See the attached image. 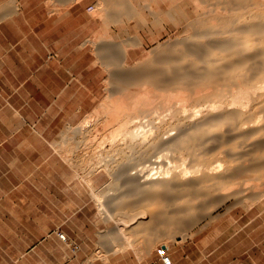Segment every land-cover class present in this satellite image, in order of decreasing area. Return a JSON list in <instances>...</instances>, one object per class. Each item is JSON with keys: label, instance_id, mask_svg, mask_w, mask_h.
<instances>
[{"label": "bare ground", "instance_id": "1", "mask_svg": "<svg viewBox=\"0 0 264 264\" xmlns=\"http://www.w3.org/2000/svg\"><path fill=\"white\" fill-rule=\"evenodd\" d=\"M6 22L21 45L72 47L103 76L107 97L59 151L115 221L116 252L150 255L235 211L236 256L263 249L264 0H44L39 13L0 0Z\"/></svg>", "mask_w": 264, "mask_h": 264}, {"label": "crops", "instance_id": "2", "mask_svg": "<svg viewBox=\"0 0 264 264\" xmlns=\"http://www.w3.org/2000/svg\"><path fill=\"white\" fill-rule=\"evenodd\" d=\"M19 26L0 25V261H19L36 249L37 227L40 235L48 233L44 224L37 225L36 196L52 195L49 185L57 178L66 182L58 194L66 218L60 227L66 235L62 253L69 264L84 260L87 247L94 250L99 239L81 238L83 229L72 218L85 201L78 187L69 186L78 179L68 167L54 177L53 164H66L59 151L66 134L98 106L100 72L93 59L72 47L57 54L30 41L21 45ZM104 245L114 249L107 240Z\"/></svg>", "mask_w": 264, "mask_h": 264}, {"label": "rangeland", "instance_id": "3", "mask_svg": "<svg viewBox=\"0 0 264 264\" xmlns=\"http://www.w3.org/2000/svg\"><path fill=\"white\" fill-rule=\"evenodd\" d=\"M5 1L7 0H4V2ZM21 2L22 4H24V8L27 11H36L39 13L44 10V0H21ZM102 71L103 69L101 68V72ZM102 77L101 99L98 104H100L104 100V98L107 97L105 89L106 86ZM93 112L94 110L90 112V114H92ZM66 168L67 165L64 163H54V177L60 175L61 173H64ZM68 169L70 170V168ZM65 183L66 182L61 179L54 178L49 185L53 192L52 195H49L47 197H43L40 195L36 196L37 225L41 223L44 224L48 231V233H46L45 235H40L38 233L39 228H36L38 244L36 249H34L25 258L19 261L5 260L4 264H67V261L63 259L62 251L64 246H62L60 238V227L62 221H64L66 218L61 208L62 197L60 196V194H58L59 188L66 186ZM69 184V186L71 187H78L80 189V193L81 195H83L85 201L84 208H82L78 213H75L76 215L72 218L73 221L78 223L81 226V229H83L84 234L81 235V238L86 243H92V241H96L99 239V242L97 243L94 250H92V246L87 247L88 250H86L84 254V260L69 261V264H165L163 259L158 254V250L165 246L164 241L159 242L150 255L138 253L137 250H133L131 247H128L125 252H116L115 249H120L122 243H116L118 245L117 247H114L113 250L105 248L104 234L116 228L115 221H108L107 223L101 220V213L99 212L94 199H92L90 192H88V190L85 188L82 181H69ZM71 198L76 199L75 195L71 196ZM71 216L72 213H70V217ZM239 219L242 220L243 223L247 219V216L243 215L242 213H238V211H235L233 212V215H224L217 221L211 222L208 225H206L207 221H203L199 226L193 229L194 232H197L195 238H187L181 243L170 241L168 254L170 255L173 263L258 264L259 261L264 260V247L263 249L255 248L252 252L250 251L251 254H248L247 251L249 250L248 248H245V255H241V257L238 258L236 255H239L240 252H238L236 247L234 248L229 245V240L233 236L231 234L232 232L229 230V227L230 225L235 224V222ZM263 226L264 219L259 220L256 222L254 230L259 229ZM251 238L252 237L250 235H246V244L250 243ZM143 240H145L144 237H141L139 239V241H141L139 242L140 249H142L141 246L144 245ZM257 240L258 243L264 241V234H262L261 236H257ZM1 262L2 261H0V264Z\"/></svg>", "mask_w": 264, "mask_h": 264}, {"label": "built area", "instance_id": "4", "mask_svg": "<svg viewBox=\"0 0 264 264\" xmlns=\"http://www.w3.org/2000/svg\"><path fill=\"white\" fill-rule=\"evenodd\" d=\"M158 254L165 263H167V261L171 258L170 255L168 254V248L166 246L160 248L158 250Z\"/></svg>", "mask_w": 264, "mask_h": 264}]
</instances>
